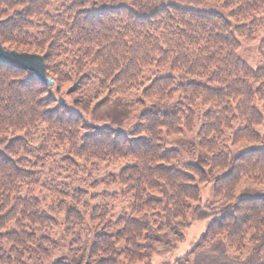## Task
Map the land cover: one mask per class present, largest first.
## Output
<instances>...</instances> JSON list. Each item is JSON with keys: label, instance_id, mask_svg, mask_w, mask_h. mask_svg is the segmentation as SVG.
<instances>
[{"label": "trees", "instance_id": "trees-1", "mask_svg": "<svg viewBox=\"0 0 264 264\" xmlns=\"http://www.w3.org/2000/svg\"><path fill=\"white\" fill-rule=\"evenodd\" d=\"M57 1L61 14L49 16L43 11L51 2L57 8ZM150 1L155 5L136 12L127 3L113 0H19L15 5L21 10L14 9L0 20L3 46L41 54L53 85L61 73L48 68V63L60 50L72 56L74 70L80 74L82 64L100 61L93 70L87 68L89 77L98 73L99 82L119 94L140 78L141 68L153 66L159 73L142 88V95L170 102L159 109L149 101L152 104L138 112L137 123L127 131L85 124L80 136V115L62 102L52 103L54 96L47 92L52 84L35 78L29 69L0 62V264H24L22 259L33 255L45 257L42 244L48 239L32 230L51 229L59 221L41 209L39 192H34L35 184H44L42 165L23 160L18 153L39 158L44 148L63 144L68 145L66 158L73 167L79 158H130L119 171L124 204L114 216V226L101 222L102 215L112 211L108 204L92 208L101 225H91L90 245L81 264L149 261L159 244L171 248L180 241L178 226L207 216L210 219L194 243L172 262L159 264H264V194L232 197L240 177L264 183V138L251 131L263 115L258 101H264V65L253 67L239 53L242 40L264 32V0ZM11 2L0 0L7 6ZM34 15L38 19L32 22ZM35 35L41 39L37 41ZM256 48L264 64V37ZM21 71L25 75L14 73ZM176 76L186 80L179 82ZM238 116L243 129L233 138H251L256 150L221 154L227 143L223 135L217 138L223 126ZM195 121L200 124L198 146L206 155L185 162L176 158L175 148H165V139L189 130ZM39 131L43 133L38 135ZM34 139L44 146L36 148L35 154L26 147ZM253 153L255 158L250 156ZM209 163L221 171L209 174L203 169ZM208 179L214 183V197L221 194L225 200L211 209L201 206L200 186ZM78 187L72 191L85 192ZM47 188L62 193L54 180ZM70 198L62 228H81L79 200ZM163 227L172 232L171 240L164 238ZM245 243L247 255L238 260ZM209 250L216 255L205 256Z\"/></svg>", "mask_w": 264, "mask_h": 264}, {"label": "rangeland", "instance_id": "rangeland-1", "mask_svg": "<svg viewBox=\"0 0 264 264\" xmlns=\"http://www.w3.org/2000/svg\"><path fill=\"white\" fill-rule=\"evenodd\" d=\"M12 1L8 6L0 3V20L8 16L14 9L21 10L20 6L15 5V2L19 0ZM53 1V0H52ZM89 1V0H87ZM91 1V0H90ZM115 2L127 3L136 12L146 11V7H149L151 3L150 0H113ZM53 3L50 5H45L43 11L49 16H54L60 11L62 12L61 4L57 1L56 7L53 8ZM155 5L153 3L150 7ZM12 7V8H11ZM11 8V9H8ZM148 10V9H147ZM38 16L31 17V21L35 22ZM41 20L45 19V16L40 17ZM32 35V34H31ZM264 37V32L260 33L253 40H242L241 48L239 53L242 57L246 58L251 66L264 65L261 57H259V52H257L256 45L259 38ZM34 38L39 41L41 38L37 35ZM45 40V39H44ZM6 47V46H4ZM47 43L43 42V49L45 50ZM9 48V46L7 47ZM11 48V47H10ZM30 51V50H27ZM46 51V50H45ZM33 52V51H30ZM53 60L48 63V68H53L61 73L60 80L52 84L47 92L54 96V101L52 103H63L69 110L74 111L76 114L80 115L83 125L80 129V136L84 135L86 131L85 124L94 127H111L117 130L127 131L131 129V125L137 123V114L142 109L150 106L149 101H153L154 108L165 109L170 105L169 100H158L156 98H147L142 95V88L150 81L152 76L157 75V71L153 66L141 68L140 78L127 90L124 94L115 93L112 88H109L108 84H103L99 82V75L89 77L86 70L87 68L93 70L94 65L99 64L100 61H95L93 65L89 62L82 64L81 71L79 73L75 71L74 64L76 61H72V56L63 55L60 50L55 51ZM63 60L69 61L65 66L61 63ZM18 75H25L23 72H14ZM175 79L179 82H184L186 77L176 76ZM178 91H175L174 98L177 96ZM42 93V90H41ZM50 103V104H52ZM257 103V100H256ZM258 107H262L263 110L261 123L258 126L251 128L253 133L260 135V138H264V101H258ZM230 124L224 125L220 136L217 138L219 141L220 137L223 135L225 143H227V148L223 150L221 154H235L236 152H244L247 149H255L257 145L251 142V138L247 140L244 138L234 137L236 131L242 130L243 123L240 122L239 116L234 118V120L229 122ZM194 126L189 130L183 129L176 134L166 135L165 141H167L165 148H175L177 151V159H181L185 162L194 161L195 156L203 155L205 152L198 146V138L196 132L200 124L198 122L193 123ZM46 132V127L41 125V128ZM43 131H39L42 134ZM8 136L3 137L4 139ZM59 146V145H57ZM27 148L33 150L32 153L35 154V149L44 148L40 145L39 139H34L32 143H29ZM67 144L60 145L56 149L44 148L45 150L39 153V158H35L31 154L18 153L21 155L23 160L34 161L36 165H42L41 177L44 184H35L33 187L34 192H39L40 207L45 208L52 219L59 221L51 229L44 230H32L35 235L47 237L48 242L42 244L43 248L46 249L45 257H37L36 255L31 256L29 259H22L24 264H55L57 262H62L63 264H81L80 261L84 260L86 257V251L89 247V242L92 237V226L101 225L102 221L106 224H110L111 227L114 226V216L120 213V206L124 204L122 197L119 195V191L122 185L119 184L118 176L121 166L130 161L128 157H117V158H106L103 160H87L83 161L82 158L75 160L73 157V162L76 165L73 167L68 160ZM264 147V145H263ZM251 150V149H250ZM206 155V153H205ZM251 157L255 158V154H250ZM224 157V156H222ZM127 158V159H126ZM203 169L207 170L209 174L219 173L220 168H211L210 163L203 165ZM54 180L57 183V187L60 188L61 194L56 195L50 188H47V184ZM213 181L210 179L207 182L201 184V206L207 204L209 209L215 208L217 205H221L225 200L221 194L213 195ZM83 187L85 189L84 193L76 194L72 189H77ZM241 194H264V183L255 179L248 177H240L237 184L232 189V197ZM78 199V209L80 210L82 217V226L70 227L68 229L62 228L61 221L64 218L65 210L64 206L66 203H70L72 199ZM108 204V207L112 208V211L105 215H102L101 222L99 216L92 212V208H96L103 204ZM210 217H204L203 219H193L190 223H186L180 228L182 237L180 241L176 243L174 247L166 248L164 244H159L157 246V251L150 256L147 261L145 258L141 261L125 262V264H159L161 261L172 262L173 259L180 256L184 250L188 249L196 240V238L204 231L205 224L209 221ZM164 238L166 240H171L172 232L168 231L164 227L161 228ZM174 231V230H173ZM73 232L74 234H71ZM3 234V233H1ZM6 234V233H5ZM3 245L4 240L2 241ZM247 243L244 244L242 248L244 251L240 255L239 259L244 258L246 250H248ZM234 250H227L230 256H234ZM209 256H215L216 253L209 250L206 254Z\"/></svg>", "mask_w": 264, "mask_h": 264}, {"label": "water", "instance_id": "water-1", "mask_svg": "<svg viewBox=\"0 0 264 264\" xmlns=\"http://www.w3.org/2000/svg\"><path fill=\"white\" fill-rule=\"evenodd\" d=\"M0 62L7 63L22 69L31 70L35 78H39L47 85L52 84V78L45 73L43 57L38 52L18 51L4 47L0 41Z\"/></svg>", "mask_w": 264, "mask_h": 264}]
</instances>
